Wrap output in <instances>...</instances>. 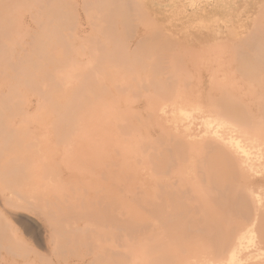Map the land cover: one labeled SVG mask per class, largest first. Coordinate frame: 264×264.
<instances>
[{
    "label": "bare ground",
    "instance_id": "bare-ground-1",
    "mask_svg": "<svg viewBox=\"0 0 264 264\" xmlns=\"http://www.w3.org/2000/svg\"><path fill=\"white\" fill-rule=\"evenodd\" d=\"M82 254L264 264V0H0V264Z\"/></svg>",
    "mask_w": 264,
    "mask_h": 264
},
{
    "label": "rangeland",
    "instance_id": "rangeland-1",
    "mask_svg": "<svg viewBox=\"0 0 264 264\" xmlns=\"http://www.w3.org/2000/svg\"><path fill=\"white\" fill-rule=\"evenodd\" d=\"M37 104H38L37 102H32V104L28 107L27 112H29L30 114H38L37 109H38L39 105H37ZM41 114L42 115L39 114L36 119H32V121L27 125V128L33 132V134H32L33 137L40 138L43 135V133H45V132L48 133L49 142L42 144V145H40L41 147H39L44 151H48V150L52 149L53 147H56V144H55L56 138L53 135L54 129H53V124H52V123H54V120L56 118V113L53 111H50V112L41 113ZM25 139L27 140V136L25 137ZM36 153H37V151L33 150L29 153V155H30V157H32V155H34L35 160H36L39 157V155ZM60 159H62V160H59L60 169L64 170V172H67V168L70 166V162H69L68 158L63 157V155H62V157ZM28 212L24 211L22 209L18 210V212H17V210H14V213H16V215L20 213V216L19 215H17V216L22 218V220H23L22 222L25 221L24 224L22 223L23 225L22 224L18 225V227L20 228V234L23 237L25 236L24 238H26V240L31 239L30 242H32L35 246L37 245L36 247L37 248L39 247V250L45 251L46 247L44 246L45 244L43 243V240H42V238L43 239L45 238L44 233H43L44 230L42 227L43 222H41V221H45L44 220L45 217L43 216V214L41 212L36 213L34 210H32V208H31V210H28ZM34 223H35V225H34ZM42 230H43V232H42ZM25 233H26L27 237L29 235L28 238L26 237ZM36 237H38V238H36ZM36 240L38 242H36ZM44 241H45V239H44ZM40 242L43 244H41ZM38 243H40L41 246H43V249L44 248L45 249L42 250L41 249L42 247H40V244H38ZM81 257H85V255L82 254L81 256H74L62 264H79L78 261L81 259ZM80 264H82V263L80 262Z\"/></svg>",
    "mask_w": 264,
    "mask_h": 264
}]
</instances>
